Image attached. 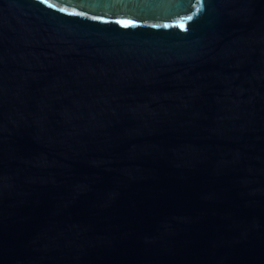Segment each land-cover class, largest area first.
<instances>
[{
    "label": "water",
    "instance_id": "1",
    "mask_svg": "<svg viewBox=\"0 0 264 264\" xmlns=\"http://www.w3.org/2000/svg\"><path fill=\"white\" fill-rule=\"evenodd\" d=\"M0 264H264V0H0Z\"/></svg>",
    "mask_w": 264,
    "mask_h": 264
}]
</instances>
